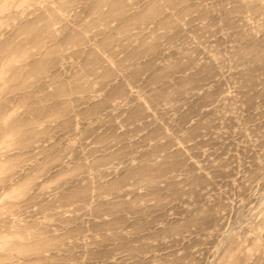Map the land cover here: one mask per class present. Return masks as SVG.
Masks as SVG:
<instances>
[{"label": "rangeland", "instance_id": "rangeland-1", "mask_svg": "<svg viewBox=\"0 0 264 264\" xmlns=\"http://www.w3.org/2000/svg\"><path fill=\"white\" fill-rule=\"evenodd\" d=\"M0 264H264V0H0Z\"/></svg>", "mask_w": 264, "mask_h": 264}]
</instances>
